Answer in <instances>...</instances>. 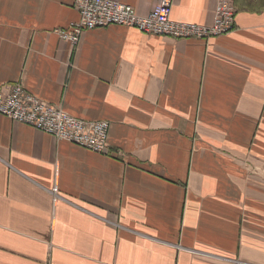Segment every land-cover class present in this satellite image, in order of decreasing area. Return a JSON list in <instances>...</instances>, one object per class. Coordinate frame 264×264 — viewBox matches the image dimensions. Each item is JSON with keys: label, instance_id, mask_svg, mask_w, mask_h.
I'll return each mask as SVG.
<instances>
[{"label": "crops", "instance_id": "crops-1", "mask_svg": "<svg viewBox=\"0 0 264 264\" xmlns=\"http://www.w3.org/2000/svg\"><path fill=\"white\" fill-rule=\"evenodd\" d=\"M73 4L0 0V88L108 122L107 148L0 116V264H264V0H234L207 42L110 26L72 50ZM214 8L173 0L170 19Z\"/></svg>", "mask_w": 264, "mask_h": 264}, {"label": "built area", "instance_id": "built-area-1", "mask_svg": "<svg viewBox=\"0 0 264 264\" xmlns=\"http://www.w3.org/2000/svg\"><path fill=\"white\" fill-rule=\"evenodd\" d=\"M172 3L173 0H161L148 15L141 16L115 0H74L77 20L67 29H58L56 34L73 50L84 31L110 26L131 28L145 35L205 42L235 29L234 0H215L213 22L205 26L172 21ZM0 116L97 154H103L107 148L108 122L75 118L62 107L30 94L20 84L0 88ZM56 191L52 190L55 201Z\"/></svg>", "mask_w": 264, "mask_h": 264}]
</instances>
